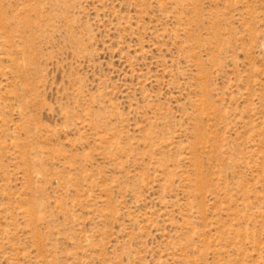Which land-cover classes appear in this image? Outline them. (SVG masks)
<instances>
[{"label": "rangeland", "instance_id": "1", "mask_svg": "<svg viewBox=\"0 0 264 264\" xmlns=\"http://www.w3.org/2000/svg\"><path fill=\"white\" fill-rule=\"evenodd\" d=\"M0 264H264V0H0Z\"/></svg>", "mask_w": 264, "mask_h": 264}]
</instances>
